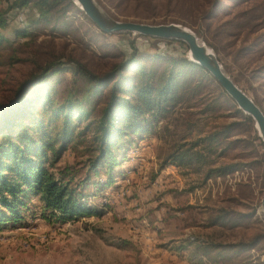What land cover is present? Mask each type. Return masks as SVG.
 <instances>
[{"label":"rangeland","instance_id":"obj_1","mask_svg":"<svg viewBox=\"0 0 264 264\" xmlns=\"http://www.w3.org/2000/svg\"><path fill=\"white\" fill-rule=\"evenodd\" d=\"M95 1L116 20L190 28L264 111V0ZM74 5L63 15V3L55 6L49 23L32 21L40 16L34 5L7 14L6 26L0 27V102L53 61L75 60L102 75L128 54L130 42L150 55L188 59L185 45L177 42L101 33ZM6 6L0 0V10ZM72 77L61 72L31 89L32 102L22 105L13 125L33 118L35 137L54 140L56 129H43L48 114L70 93L81 97L87 84L80 80L72 88ZM179 82L178 100L169 102L168 113L146 114L140 131L123 135L124 149L115 148L118 162L111 171L106 166L91 171L97 154L94 122L103 96L71 114L72 137L57 157L47 151L44 164L52 172L70 166L72 174L78 170L77 180L88 177L79 186L80 201L98 213L61 219L43 209L38 194L24 192L20 217L0 224V264H264V143L255 121L252 127L236 115L211 78L181 73ZM233 121L241 125L227 139L213 143L210 151L202 145L208 164L167 163L182 142ZM224 164L239 167L205 176Z\"/></svg>","mask_w":264,"mask_h":264},{"label":"trees","instance_id":"obj_2","mask_svg":"<svg viewBox=\"0 0 264 264\" xmlns=\"http://www.w3.org/2000/svg\"><path fill=\"white\" fill-rule=\"evenodd\" d=\"M6 2L7 6L0 10V27L6 26L9 12L27 5H34L40 11V16L32 20L34 23H49L53 9L61 3L64 6L61 15L66 13L68 6L75 7L72 0H6ZM100 32L107 34L101 30ZM19 33L25 35V31ZM138 35L143 38L185 45L178 40ZM2 39L0 37V41ZM185 48L188 50L186 45ZM129 49L128 54H125L119 62L114 63L111 69L102 75L92 73L82 63L75 60L73 63L50 62L43 66L38 73L24 79L14 91L13 96L0 102V224L10 219L15 221L20 217L18 207L24 205V192L26 191L38 194L43 209L48 210L50 215L61 219L98 213L80 201L79 186L86 183L89 180L88 177L77 180L78 170L72 174L73 168L70 166L52 172L44 164L47 151L57 157L66 148L68 139L72 137L74 125L73 119L70 117L71 114L79 110L82 113L85 109L83 105L88 106L94 101L91 100L94 97L99 99L103 96L104 98L98 106L99 110L95 118L92 136L97 150L94 160L91 161V169H93L91 171L94 173L101 166H106L107 171H111L113 165L118 162L115 148H123L125 141L122 139L123 135L137 133L143 128L144 115L151 114L155 118L156 115L169 112V102L171 101L170 106H172L174 105L173 101L178 100L179 97L178 91L182 86L181 81L179 82L181 73L184 76L193 74L199 78L205 76L214 80L221 88L220 94L225 97V100L233 103L231 107L235 111L234 113L244 121L250 122L253 127L252 117L237 108L235 101L202 66L184 56L174 57L169 53L160 52L153 55L147 54L133 42H130ZM164 55H167L168 58L164 59ZM145 61H150V64L145 65ZM162 61L166 65L158 67L157 64ZM61 72L71 73L73 76L70 82L72 88H75V84L80 80H84L87 84L81 97L70 93L64 97L60 105L55 106L48 114L49 118L43 125V129L49 127L56 129V138L54 140L37 139L34 134L36 130L33 118L19 119L16 126L13 125L14 118L21 111L23 112L22 105L32 102V99H29L30 90ZM262 112L264 113L263 110ZM37 119H39L38 114ZM239 125H241L240 121L229 122L219 130H214L194 140L182 142L176 150L169 154L167 163L185 166L208 164L209 160L203 153L205 146L203 148L202 145L206 143L207 149L212 150L213 143H219L224 138H228L227 135ZM57 141H59V145L55 146ZM238 167L237 164H224L209 168L205 176L209 177L213 173H228Z\"/></svg>","mask_w":264,"mask_h":264},{"label":"water","instance_id":"obj_3","mask_svg":"<svg viewBox=\"0 0 264 264\" xmlns=\"http://www.w3.org/2000/svg\"><path fill=\"white\" fill-rule=\"evenodd\" d=\"M76 1L88 18L105 33L131 32L185 43L188 48L187 54H190L188 59L205 68L235 101L238 108L252 117L264 143V113L252 98L224 72L212 49L205 45L190 28L175 22L153 24L116 20L109 16L95 0ZM261 208L264 215V195Z\"/></svg>","mask_w":264,"mask_h":264},{"label":"bare ground","instance_id":"obj_4","mask_svg":"<svg viewBox=\"0 0 264 264\" xmlns=\"http://www.w3.org/2000/svg\"><path fill=\"white\" fill-rule=\"evenodd\" d=\"M74 2H75V4H77L78 6H79V4L77 3V1L76 0H74ZM188 56H190V54L188 53L187 54Z\"/></svg>","mask_w":264,"mask_h":264}]
</instances>
